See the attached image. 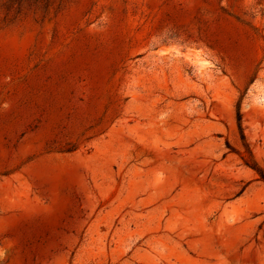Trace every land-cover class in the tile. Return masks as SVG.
<instances>
[{
	"label": "rangeland",
	"instance_id": "rangeland-1",
	"mask_svg": "<svg viewBox=\"0 0 264 264\" xmlns=\"http://www.w3.org/2000/svg\"><path fill=\"white\" fill-rule=\"evenodd\" d=\"M264 0H0V264H264Z\"/></svg>",
	"mask_w": 264,
	"mask_h": 264
},
{
	"label": "trees",
	"instance_id": "trees-1",
	"mask_svg": "<svg viewBox=\"0 0 264 264\" xmlns=\"http://www.w3.org/2000/svg\"><path fill=\"white\" fill-rule=\"evenodd\" d=\"M251 167L258 173L260 179L264 181V172L260 170V168H257L255 165H251Z\"/></svg>",
	"mask_w": 264,
	"mask_h": 264
}]
</instances>
